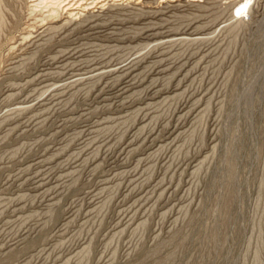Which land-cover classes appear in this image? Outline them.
<instances>
[{
	"label": "rangeland",
	"instance_id": "374dc122",
	"mask_svg": "<svg viewBox=\"0 0 264 264\" xmlns=\"http://www.w3.org/2000/svg\"><path fill=\"white\" fill-rule=\"evenodd\" d=\"M44 1L0 0V264H264V0Z\"/></svg>",
	"mask_w": 264,
	"mask_h": 264
},
{
	"label": "bare ground",
	"instance_id": "6f19581e",
	"mask_svg": "<svg viewBox=\"0 0 264 264\" xmlns=\"http://www.w3.org/2000/svg\"><path fill=\"white\" fill-rule=\"evenodd\" d=\"M43 1H44V0H43ZM47 1H48L47 3L50 4V5H51V4H52V5H57L58 7H60L61 4L64 3V2H66L67 0H47ZM44 2H46V0H45ZM44 2H43V3H44ZM65 6H71L70 2L67 3ZM80 6H82V5H79L78 7H80ZM66 10H67V9H66ZM187 30H188V29H187ZM182 37H184V36H182ZM182 37H181V38H182ZM181 38H180V39L177 38L176 40H181ZM184 38H185V37H184ZM185 39H186V38H185ZM185 39H184V40H185ZM195 39H196V38H195ZM198 39H199V38H198ZM172 40H173V39H172ZM172 40H171V41H172ZM196 40H197V39H196ZM169 41H170V40H169ZM173 41H174V40H173ZM173 41H172V42H173ZM176 42H177V41H176ZM129 67H130V66H129ZM105 68H107V67H105ZM105 68H104V69H105ZM111 68H112V67H111ZM117 68H118V67H117ZM132 68H133V67H132ZM100 69H101V68H100ZM100 69H98V70H99V73H101V72H100ZM104 69H102V70H104ZM129 69H130V68H129ZM102 70H101V71H102ZM108 70H109V69H107V71H108ZM115 70H117L116 67H115V69H114V68H112V70L110 69L109 72L111 73V72H113V71H115ZM130 70H131V69H130ZM96 71H97V70H96ZM107 71H105V70L102 71V74H104V73L107 72ZM128 71H129V70H128ZM117 72H118V71H117ZM117 72H116V73H117ZM90 73H91V72H90ZM90 73H89V74H90ZM93 73L96 74V75H98L97 72H96V73L93 72ZM118 73H119V72H118ZM87 74H88V73H87ZM107 74H108V73H107ZM111 74H112V73H111ZM120 74H122V73H120ZM124 74L126 75V73H124ZM94 76H95V75H94ZM98 76H99V75H98ZM98 76H97V77H98ZM91 77H92V75H91ZM71 79H72V78H70L69 80H71ZM73 79H74V78H73ZM79 79H80V78H79ZM66 80H67V79H66ZM69 80H67V81L69 82ZM76 80H77V79H76ZM76 80H75V81H76ZM80 80H81V79H80ZM75 81H74V82H75ZM68 82H66V83H68ZM70 83H71V82H70ZM76 83H77V82H76ZM68 84H69V83H68ZM63 85L65 86V84H63ZM128 86L130 87V85H128ZM128 86H127V87H128ZM127 87H126V88H127Z\"/></svg>",
	"mask_w": 264,
	"mask_h": 264
}]
</instances>
